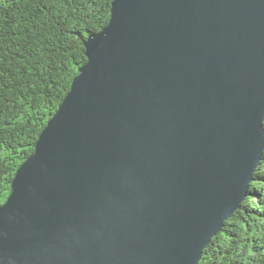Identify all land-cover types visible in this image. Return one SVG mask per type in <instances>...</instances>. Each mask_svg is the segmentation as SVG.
Masks as SVG:
<instances>
[{
    "label": "water",
    "instance_id": "95a60500",
    "mask_svg": "<svg viewBox=\"0 0 264 264\" xmlns=\"http://www.w3.org/2000/svg\"><path fill=\"white\" fill-rule=\"evenodd\" d=\"M0 205V264H199L264 153V0H113Z\"/></svg>",
    "mask_w": 264,
    "mask_h": 264
},
{
    "label": "trees",
    "instance_id": "16d2710c",
    "mask_svg": "<svg viewBox=\"0 0 264 264\" xmlns=\"http://www.w3.org/2000/svg\"><path fill=\"white\" fill-rule=\"evenodd\" d=\"M113 0H0V205L79 67ZM264 125V123H263ZM199 264H264V153L249 191Z\"/></svg>",
    "mask_w": 264,
    "mask_h": 264
}]
</instances>
